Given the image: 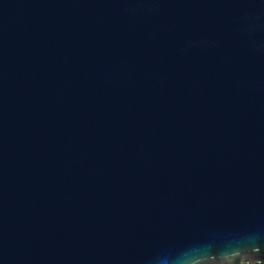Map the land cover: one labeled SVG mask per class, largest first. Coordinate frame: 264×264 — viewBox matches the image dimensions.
Wrapping results in <instances>:
<instances>
[{"label":"water","instance_id":"1","mask_svg":"<svg viewBox=\"0 0 264 264\" xmlns=\"http://www.w3.org/2000/svg\"><path fill=\"white\" fill-rule=\"evenodd\" d=\"M264 261V0H0V264Z\"/></svg>","mask_w":264,"mask_h":264},{"label":"trees","instance_id":"2","mask_svg":"<svg viewBox=\"0 0 264 264\" xmlns=\"http://www.w3.org/2000/svg\"><path fill=\"white\" fill-rule=\"evenodd\" d=\"M234 264H264V261H260L256 263H234Z\"/></svg>","mask_w":264,"mask_h":264}]
</instances>
